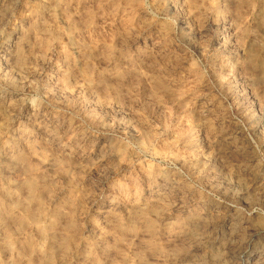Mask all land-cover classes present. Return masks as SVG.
Returning <instances> with one entry per match:
<instances>
[{"label": "rangeland", "instance_id": "374dc122", "mask_svg": "<svg viewBox=\"0 0 264 264\" xmlns=\"http://www.w3.org/2000/svg\"><path fill=\"white\" fill-rule=\"evenodd\" d=\"M0 264H264V0H0Z\"/></svg>", "mask_w": 264, "mask_h": 264}]
</instances>
